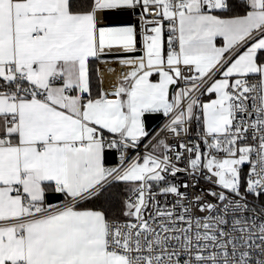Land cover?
<instances>
[{"label": "snow or ice", "instance_id": "snow-or-ice-1", "mask_svg": "<svg viewBox=\"0 0 264 264\" xmlns=\"http://www.w3.org/2000/svg\"><path fill=\"white\" fill-rule=\"evenodd\" d=\"M0 264H264V0H0Z\"/></svg>", "mask_w": 264, "mask_h": 264}, {"label": "water", "instance_id": "water-1", "mask_svg": "<svg viewBox=\"0 0 264 264\" xmlns=\"http://www.w3.org/2000/svg\"><path fill=\"white\" fill-rule=\"evenodd\" d=\"M157 114H146V125H150V128L153 129L158 122H160L162 119H156ZM147 117H151V119H148ZM110 153H115V150H107ZM117 153H115L114 155H109L108 156V161L109 163H113L116 162L117 159ZM50 195H55L54 193H51Z\"/></svg>", "mask_w": 264, "mask_h": 264}, {"label": "built area", "instance_id": "built-area-1", "mask_svg": "<svg viewBox=\"0 0 264 264\" xmlns=\"http://www.w3.org/2000/svg\"><path fill=\"white\" fill-rule=\"evenodd\" d=\"M163 123H164V121L161 120L160 122H158V124L152 130L159 131V129L163 126ZM118 160H119V157L117 155V159H116L117 163H118ZM109 166H113V165L110 164ZM202 186L207 187V185H203V184H202Z\"/></svg>", "mask_w": 264, "mask_h": 264}]
</instances>
